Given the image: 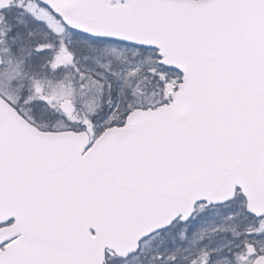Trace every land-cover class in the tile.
<instances>
[{
    "label": "snow or ice",
    "instance_id": "1",
    "mask_svg": "<svg viewBox=\"0 0 264 264\" xmlns=\"http://www.w3.org/2000/svg\"><path fill=\"white\" fill-rule=\"evenodd\" d=\"M0 264H264V0H0Z\"/></svg>",
    "mask_w": 264,
    "mask_h": 264
}]
</instances>
